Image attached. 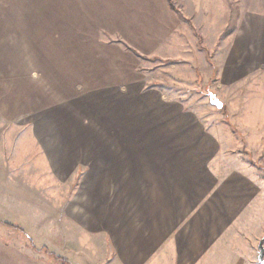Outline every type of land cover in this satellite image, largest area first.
Returning a JSON list of instances; mask_svg holds the SVG:
<instances>
[{
	"label": "crops",
	"instance_id": "1",
	"mask_svg": "<svg viewBox=\"0 0 264 264\" xmlns=\"http://www.w3.org/2000/svg\"><path fill=\"white\" fill-rule=\"evenodd\" d=\"M216 28L225 37L211 50ZM147 59L172 62L184 80L215 78L238 101L254 92L260 116L246 122L260 137L264 0H0V170L6 140L34 133L65 191L8 201L43 210L40 235L66 245H37L29 221L0 216V264L244 262L264 224L260 173L229 159L228 133L193 101L149 84ZM31 155L10 161L39 171ZM12 230L24 248L2 242Z\"/></svg>",
	"mask_w": 264,
	"mask_h": 264
},
{
	"label": "rangeland",
	"instance_id": "2",
	"mask_svg": "<svg viewBox=\"0 0 264 264\" xmlns=\"http://www.w3.org/2000/svg\"><path fill=\"white\" fill-rule=\"evenodd\" d=\"M5 1L8 2L9 0ZM232 29L233 28L231 27L228 31H232ZM223 37H225V32H223L222 36L216 28L213 36L210 37L211 41L208 40V42L205 43L209 46V49L212 50L213 46L217 45V42L221 43L220 41ZM220 46H222V44H220ZM220 49L221 47H215V50L213 53L211 52V54H218ZM141 68V71L147 77V81L150 85H161L176 97L183 98L186 101H193L194 110L198 109L199 111L205 112V114L211 118L212 123L217 124L226 130L228 133H226L227 139L231 143L230 145L235 148L233 152L237 153L235 155H229V159L235 158L238 160L240 158L243 162H238V164L244 163V166L249 167V169L258 174L260 173L263 187L264 221V124L260 122V124L263 125L261 128L259 127L260 130H263L259 134L260 138L257 134H254L257 130H251L254 123L246 122L247 118L251 119L255 116L257 117V115L260 116V114H258L260 110L257 104L258 101L253 99L255 97L254 92H243L242 100L238 101V96L229 97L226 92H223L222 89H220L219 84L216 83L215 78L207 83L202 75L198 76L196 79L197 81L184 80L182 77H178L176 74L177 71L172 62L168 61L147 59V61L143 62ZM178 68L181 69L182 67ZM213 101L220 102L223 105L222 109H218L212 104ZM241 117H246L244 123H240ZM13 126V123L6 125L5 123L3 124L6 133H12L13 131L11 130L13 129ZM31 135L32 137H28L26 133L18 132L16 135L6 140L4 145L5 163L3 170H0V201L2 202L0 203V211L2 210L0 216L9 217L8 219H11L10 217H12L16 220V223L26 226H28L27 221H29L33 226L31 227L29 225V229L37 233L34 234L30 232L31 235H29V237L34 240V243L37 245H47L53 251L57 252L60 251V248L66 246L64 245V242H62V238L61 242H58L57 240L54 242L53 238H51V242L50 240L47 241L46 235H40L41 232L39 229L45 218L44 211L37 207L38 210L26 212V207L23 208L22 204L20 205L19 202L14 205V203H12L13 201H8V198H52L53 196L57 197L58 193L56 190L61 191L60 188L53 186V182L55 181L52 180L50 171L45 169V165L39 160L45 149L44 140H42L40 136H36L34 133ZM24 149H32L31 161L37 163L39 171L31 172L22 169H15L13 167L10 159L16 156L18 152L23 153ZM27 174H31L30 180L27 183H22L14 179L16 175L25 176ZM71 189L70 195L72 196L73 194H76V189L74 193ZM63 192L65 191L60 192V196L64 194ZM3 210L8 212V216H6ZM262 225L263 229L260 235L256 236L254 243H251L253 247L249 244L247 247H251L250 249H247L245 252H240L243 255L241 259L244 262L238 261L239 263L237 264H259L257 261L258 245L260 240L264 237V224ZM2 240L4 244L21 246L23 248L28 243L24 233L22 235V232L20 234L13 230L7 231V236L4 235ZM22 253H27V251L23 249ZM227 262L228 264H232L233 259L226 260L225 264H227Z\"/></svg>",
	"mask_w": 264,
	"mask_h": 264
},
{
	"label": "water",
	"instance_id": "3",
	"mask_svg": "<svg viewBox=\"0 0 264 264\" xmlns=\"http://www.w3.org/2000/svg\"><path fill=\"white\" fill-rule=\"evenodd\" d=\"M214 104L218 109H222L223 105L218 101H213ZM257 261L259 264H264V237L260 240L258 245V257Z\"/></svg>",
	"mask_w": 264,
	"mask_h": 264
},
{
	"label": "trees",
	"instance_id": "4",
	"mask_svg": "<svg viewBox=\"0 0 264 264\" xmlns=\"http://www.w3.org/2000/svg\"><path fill=\"white\" fill-rule=\"evenodd\" d=\"M57 259H58V261L62 262V264H67L66 261H64L62 258H57Z\"/></svg>",
	"mask_w": 264,
	"mask_h": 264
}]
</instances>
